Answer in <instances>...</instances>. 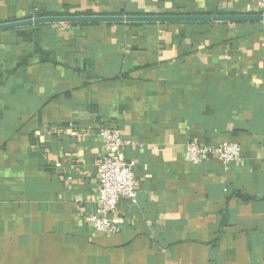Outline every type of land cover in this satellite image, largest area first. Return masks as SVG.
<instances>
[{
    "label": "crops",
    "instance_id": "0c3cea01",
    "mask_svg": "<svg viewBox=\"0 0 264 264\" xmlns=\"http://www.w3.org/2000/svg\"><path fill=\"white\" fill-rule=\"evenodd\" d=\"M42 15L261 14L255 0H0V24ZM104 128L131 142L138 192L115 235L88 222ZM189 142L242 158L192 164ZM0 264H264V22L0 31Z\"/></svg>",
    "mask_w": 264,
    "mask_h": 264
},
{
    "label": "built area",
    "instance_id": "2783aa9c",
    "mask_svg": "<svg viewBox=\"0 0 264 264\" xmlns=\"http://www.w3.org/2000/svg\"><path fill=\"white\" fill-rule=\"evenodd\" d=\"M257 9L264 16V0H255ZM100 136L103 139L104 156L97 165L99 178L98 197L95 200L96 212L88 218L98 233L115 235L120 232L117 214L121 200L127 199L136 204L138 192L134 163L126 160L124 149L131 145L118 129L104 128ZM186 161L200 164L211 158L218 159L226 167L241 161V148L238 144L224 142L218 147L186 144ZM60 168V164L56 165Z\"/></svg>",
    "mask_w": 264,
    "mask_h": 264
},
{
    "label": "water",
    "instance_id": "95a60500",
    "mask_svg": "<svg viewBox=\"0 0 264 264\" xmlns=\"http://www.w3.org/2000/svg\"><path fill=\"white\" fill-rule=\"evenodd\" d=\"M264 22V16H111V17H43L34 20L0 24V31L55 23H188V22Z\"/></svg>",
    "mask_w": 264,
    "mask_h": 264
},
{
    "label": "trees",
    "instance_id": "16d2710c",
    "mask_svg": "<svg viewBox=\"0 0 264 264\" xmlns=\"http://www.w3.org/2000/svg\"><path fill=\"white\" fill-rule=\"evenodd\" d=\"M44 16L42 15L41 18H43Z\"/></svg>",
    "mask_w": 264,
    "mask_h": 264
}]
</instances>
